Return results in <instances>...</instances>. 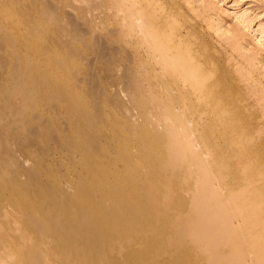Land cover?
<instances>
[{"label":"bare ground","instance_id":"bare-ground-1","mask_svg":"<svg viewBox=\"0 0 264 264\" xmlns=\"http://www.w3.org/2000/svg\"><path fill=\"white\" fill-rule=\"evenodd\" d=\"M15 1L27 5L0 0V40L17 51L10 83L0 84V264H207L212 248L197 256L181 225L174 242L159 237L164 227L148 230L163 181L187 182L172 194L206 197L195 205L210 231L247 215L250 242L261 247L264 143L228 96L205 43L181 28L167 33L166 21L148 19L143 6ZM58 4L76 14L60 12L67 27L19 32L20 12L57 16ZM164 167L172 168L165 180ZM219 189L237 194L241 219L230 208L224 221L221 203H206L218 201ZM205 229L196 236L209 246L216 238Z\"/></svg>","mask_w":264,"mask_h":264},{"label":"rangeland","instance_id":"rangeland-1","mask_svg":"<svg viewBox=\"0 0 264 264\" xmlns=\"http://www.w3.org/2000/svg\"><path fill=\"white\" fill-rule=\"evenodd\" d=\"M5 1H10V3L14 6L13 8H15L18 2H12V0ZM115 1L129 6H143V13L148 15V19L159 18L162 21H166L165 26L167 29L165 31L167 33H171L175 29L181 28L183 32H187V30L191 31L202 42H204L214 63V69L217 70L219 76L223 79V85L228 96L231 97L232 102H236L235 104L238 105L236 106L239 107L237 108L235 106V108H237V110L239 109V112L246 119L247 123L255 129L254 136L255 138L257 136L258 138L256 141L264 143V0ZM48 2L52 4L55 0H50ZM57 3L58 1L55 2V4ZM25 5H27L26 2H23L20 3L18 7L23 8ZM56 8H59L57 16H51L49 14L46 15L43 9H39L37 13H34L35 17L30 15L27 16V14L23 17L24 14H21L20 12L19 17L21 23L19 26V32H29L31 27H37L38 25L43 24L48 25L51 31L57 32L59 29L67 27L62 25V22L56 20L60 12L69 17L70 20H75V12L66 4H58ZM130 13L131 10H126L127 15ZM81 30L84 31L85 26H82ZM73 35L74 34H70L69 37L72 38ZM21 40H24V38ZM0 42V84L8 85L11 81L10 77L13 68V63L10 61L17 58L16 45L15 43H12V45L8 44L5 46L2 40H0ZM2 48L3 50H1ZM59 51H61L60 46L58 47L57 52ZM25 59L26 58L23 60ZM122 87L123 85H120V88ZM175 160H177V157ZM170 171H172L171 167H164L162 171L163 173L160 172L162 174L161 176H163V180H165V177L169 175ZM177 173H179V170ZM149 177L152 176L149 175ZM195 183L198 188H201V190L207 187V185L202 182ZM167 185H164L163 181V184L158 192V194H163V200H161V205H158L154 209V220L150 229L148 228L149 231H151V228L153 231L156 227H164V235L159 237L162 240L166 239L167 242L171 240L174 242L176 240L175 237H177L176 231L181 225L187 229L186 242L189 246H191V249L197 256L204 258L203 255L205 254L206 249L208 248L210 250L212 248L210 250V255H207L206 257L207 264L208 262L209 264H264V243H262L261 247L257 248V250L254 249L253 243L250 242L254 234L246 231L245 229L247 223H249L247 222V215H245V222L240 221V224L235 226H230L227 223L219 228L212 227L214 230L212 229V231H210V228L208 229L209 226H206L208 222L200 219L201 206L197 207L195 205H198V203L200 205L206 197H200L198 200V195H195V192L192 191L188 193L186 190L187 193H185L186 191L184 190V192L181 188L179 189V192L174 191V194L171 193L173 187L178 186L179 188L183 186L182 188H186V181H182L179 184L171 182ZM166 193L167 195L164 196ZM218 193V201L211 200L210 203L207 199L208 201L206 203L209 205L221 203L218 208L220 213H223L222 219H224V221L232 218L230 215H227L230 208L236 209V214L241 219L242 215L240 214V207L237 205V194L229 193L226 190L221 191L220 189L218 190ZM177 199H184L186 201V205L182 207L174 205V202ZM220 199H222V202H220ZM171 203L172 205H170ZM250 216L248 215V218ZM196 227H199V231L207 228L205 231L208 230L210 234L206 235L210 236L209 238L211 239L215 237L216 239H214V243L217 244L211 243L213 240L210 241L207 236L211 247L210 245L205 246L209 244H206L208 240L203 239V241H200L202 235ZM239 229H242L243 231H238ZM196 231L198 232L194 234ZM234 231H238V234L236 233L235 235H232V232ZM147 233L148 236H155V232ZM142 234H139V236H142ZM196 234L198 236L201 235L200 239L196 236ZM120 235L121 234H117L115 236ZM253 238H255V235ZM258 240V238L254 239V241ZM198 241H200V243L204 242V246H197V244H199ZM234 249H236V252ZM218 256L220 258H218ZM240 260H242V262ZM195 261L197 260L195 259ZM200 264L206 263L200 262Z\"/></svg>","mask_w":264,"mask_h":264}]
</instances>
